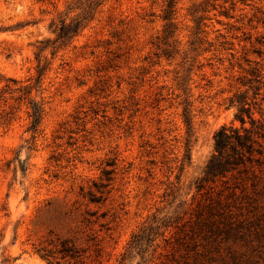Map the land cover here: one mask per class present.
<instances>
[{
	"label": "rangeland",
	"instance_id": "obj_1",
	"mask_svg": "<svg viewBox=\"0 0 264 264\" xmlns=\"http://www.w3.org/2000/svg\"><path fill=\"white\" fill-rule=\"evenodd\" d=\"M99 1L0 0V86L44 67L45 105L0 125V264H264V152L197 187L237 99L264 120V0Z\"/></svg>",
	"mask_w": 264,
	"mask_h": 264
},
{
	"label": "trees",
	"instance_id": "obj_2",
	"mask_svg": "<svg viewBox=\"0 0 264 264\" xmlns=\"http://www.w3.org/2000/svg\"><path fill=\"white\" fill-rule=\"evenodd\" d=\"M101 2L102 0L96 3L93 11H96L94 9ZM176 2L177 0H168L169 13H167L165 18L168 20L166 30L169 29V31L174 27L172 14L174 13ZM92 17V11L88 10L83 19L77 16L70 22H66L65 19L61 20L60 24H57L54 29L56 41H61V44H63L67 40L72 39L83 29L84 21H89ZM43 70L44 67L39 69V75L33 82L30 81V78L26 80L15 77L4 79V85L0 86V125L5 126L11 123L10 121L15 115L14 112L25 104L28 109V117L30 118L29 129L34 134L39 131L45 105L42 99L38 101L35 97L38 95L40 89ZM33 91H35V94ZM237 102L239 108L236 118L240 121L241 125L240 127L232 124L228 126L223 125L214 134V151L205 164L202 176L197 181L199 189L218 177H226L229 174L233 175L236 171L240 172L252 169L256 161H259L257 154L262 155L264 152V120L261 117L254 116L246 97L237 99ZM183 116L188 125L187 145L190 146V131L192 126L187 109L184 110ZM247 118L249 125L246 124ZM101 186H105V184L102 183ZM90 198L93 201H98L93 194H91ZM61 250L64 253L73 255L72 248L64 243Z\"/></svg>",
	"mask_w": 264,
	"mask_h": 264
}]
</instances>
